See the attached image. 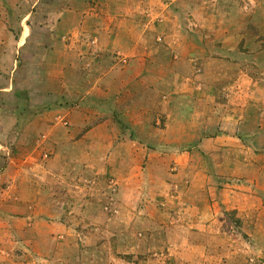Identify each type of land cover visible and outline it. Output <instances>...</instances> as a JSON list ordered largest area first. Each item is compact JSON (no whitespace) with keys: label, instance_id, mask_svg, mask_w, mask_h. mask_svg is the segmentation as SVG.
<instances>
[{"label":"rangeland","instance_id":"1","mask_svg":"<svg viewBox=\"0 0 264 264\" xmlns=\"http://www.w3.org/2000/svg\"><path fill=\"white\" fill-rule=\"evenodd\" d=\"M188 1L175 18H154L155 0H0L1 130L58 125L76 129L71 141L79 140L57 159L73 163L62 178L78 179L77 194L59 189L65 196L48 204L54 211L42 220L49 229L65 219L73 236L48 239L47 256L24 264H264L262 108L230 119L225 89L216 98H199L197 86L186 91L209 55L217 56L213 29L256 27L244 23L247 0H232L233 10L227 1ZM202 6L221 23L201 27L190 13ZM189 35L203 37L210 54L190 55ZM78 37L94 41L93 51L76 46ZM262 57L227 59L245 66ZM21 111L32 118L13 124L9 114ZM220 134L234 138L235 154L226 155L220 141L213 149ZM2 140L0 172L11 157L23 167L24 153ZM33 145L40 162L55 154L43 132ZM231 156L238 165L224 163ZM244 158L256 165L246 168ZM3 187L12 194V182ZM224 189L239 192L242 213L225 209ZM196 211L207 212L205 220Z\"/></svg>","mask_w":264,"mask_h":264},{"label":"crops","instance_id":"2","mask_svg":"<svg viewBox=\"0 0 264 264\" xmlns=\"http://www.w3.org/2000/svg\"><path fill=\"white\" fill-rule=\"evenodd\" d=\"M222 1L230 2L231 10L234 9L232 0H221L219 3ZM247 1V10L243 12V15H246L244 23L253 25L256 29L245 30L242 27L243 24L239 28L233 22L229 26H217V29H213L216 38V50H218L215 58L210 57V52L204 48L203 37L200 36L199 40H197L196 37L198 36L189 35L185 38L186 42L183 40L184 45L187 44L190 47V55H196L198 51L209 55L207 63L200 67L199 74L189 80L188 85L190 87L186 91L191 92L192 88L197 86L201 93L199 98H210V96L216 98L215 95L218 92V88L225 89L223 90L224 94L230 97L224 103L226 110L229 111L230 119H234L236 116L239 118L242 116V112L255 114L261 108L262 113L260 117H264V58L262 57L259 63L251 61V63L245 66L240 63L230 62L227 59L229 56L240 54L246 56L259 54L264 56V0ZM215 3L216 7L218 2L215 1ZM234 5L237 7V3ZM180 6L184 8L190 7L192 3L188 0H155L154 18L163 16L164 14L167 18H175L177 17L175 8ZM201 8L197 12L190 13L201 27H203L202 23L206 21L210 22V19L216 23H221V19L207 14L203 6ZM202 29L204 31L205 29L206 31H212L209 27ZM26 32L29 33L24 29L21 45L26 44L28 39L29 34ZM99 36L103 38L102 34H99ZM85 38L87 37H78L80 41L76 42V46H85V48L87 47V51L91 48L92 52L94 41L91 42L87 39L84 42L83 39ZM171 51H174V49H171ZM72 67H78V65ZM228 69L239 70L240 73L237 76L233 75L232 77L225 78L224 73L226 74V70ZM253 70L260 73L256 74V76L251 75L249 72ZM190 95L191 93L188 96L190 97ZM234 98H239L240 101H235ZM44 116L45 114H39L35 119H41ZM8 117L13 119V124L20 118H32L31 114L27 116V112L23 111L17 112V114L14 112L13 114H9ZM68 130V128H61L58 125L42 129L34 127H26L24 129L8 127L1 130L0 128L2 141H12L15 151L21 150L24 153L20 156L24 157L23 160L26 162L23 167L18 165V168H15L11 164L15 158L11 157V162L7 163L0 172V258L10 261L16 260L20 264H24L23 262L33 263L32 260L40 261L47 256L46 246L48 241H50L48 239L57 240L63 235L65 237L68 235L73 236V226L70 224L67 227L65 219L62 222H56L55 225H49V229H46L48 225L42 221L54 211L48 208L57 206L54 204L60 203L63 199V194L65 196V192L58 193V190L65 187L66 193L72 192L73 187H76V183H78V179H70L66 183L64 178H62V174L66 171L67 167H70V164L72 166L73 163L68 160H57L61 150L78 149L79 140L71 141L72 137L77 133H74L76 129ZM40 132H43L47 136L48 146L52 148V151H55L52 158L44 163L39 161L37 154L33 155V152L36 150V147L33 145V139ZM261 132L264 133V130ZM233 140L234 138L230 134H220L213 138L212 147L214 150L217 149L215 143L220 141L224 144L223 148L220 149L228 156L233 155L236 151H234L235 142ZM207 143L204 140L202 146L206 147ZM208 149L210 148L208 147ZM252 159L244 158L242 165L246 166V168L255 166L256 164ZM225 161L224 163L230 164L233 167L239 163V161L233 160L232 156L229 159L226 158ZM5 182L13 183L12 194L15 193L19 197L18 202H15L11 198L12 194L4 191L3 185ZM73 192H75L74 195L77 194V190L73 189ZM245 195L251 197L249 194ZM222 197L220 202L225 204V209H235L238 211V214L242 213L240 210L243 207L239 204V192L237 190L224 189ZM50 203L52 204L51 207L48 206ZM191 213L193 215V211ZM261 213L264 214V209L261 210ZM52 214L54 215V213ZM194 215L205 220L208 213L196 211ZM28 217L32 218L31 222L28 221ZM66 240L68 241V238Z\"/></svg>","mask_w":264,"mask_h":264}]
</instances>
